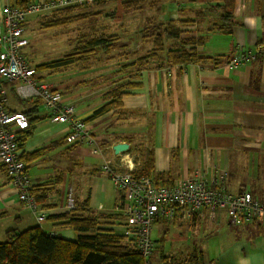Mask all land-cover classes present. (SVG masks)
<instances>
[{
  "label": "crops",
  "instance_id": "crops-1",
  "mask_svg": "<svg viewBox=\"0 0 264 264\" xmlns=\"http://www.w3.org/2000/svg\"><path fill=\"white\" fill-rule=\"evenodd\" d=\"M28 1L43 0H0V20L6 4ZM173 3L169 16L182 30L180 38L200 39L196 46L199 54L226 57L258 44L264 46V0H235L228 20L221 16L219 0ZM167 15L162 12L160 17ZM142 56L132 51V58L123 66L108 63L92 70L86 66L52 83L61 92L62 100L73 103L76 114L87 120V129L96 141L87 144L99 152L91 153L79 142H67L68 125L52 123L46 113L39 115L20 146L22 155L44 149L25 163L32 185L39 187L43 197L46 207L41 209L46 217L65 213L70 203L72 207L75 203L81 213L103 217L98 226L105 228L101 221L112 214L120 194L100 165L106 158L114 161V156L124 154L113 153L112 145L118 142L129 143L126 158L135 167L140 163V159L138 163L134 159L139 150H151L155 171L172 181L194 172L210 177L216 166L229 192L249 191L264 201V55L258 54L237 67L215 65L212 60L170 65L165 53L140 60ZM124 84L132 87L124 89L127 93L122 97L121 116L110 110L92 117L110 100L104 94ZM70 153L73 158L62 161ZM73 161L78 165L76 174L87 184L75 199L63 183L73 171ZM76 185L77 182L75 188ZM173 221L192 229L193 250L202 253L206 264H264V222L231 225L225 210L217 209L210 219L206 208L190 221L180 216ZM116 224L106 226H118L121 233L122 223L119 220ZM36 225L65 239H74L78 234L48 218L40 223L37 215L21 205L16 189L0 166V241L11 229Z\"/></svg>",
  "mask_w": 264,
  "mask_h": 264
},
{
  "label": "built area",
  "instance_id": "built-area-1",
  "mask_svg": "<svg viewBox=\"0 0 264 264\" xmlns=\"http://www.w3.org/2000/svg\"><path fill=\"white\" fill-rule=\"evenodd\" d=\"M83 1L89 0L28 1L24 6L8 3L3 8L0 20V166L16 189L21 205L37 215L40 223L46 220V215L30 193L32 182L26 163L21 158L17 136L18 131L28 128V117L21 111H10L6 105V95L11 89L21 100L39 98L52 123L69 126L67 142L95 144L86 121L76 114L74 104L64 102L55 86L37 77L35 67L28 62L23 52L28 44L25 23L30 14ZM258 54L264 55V46L260 44L254 49L237 51L226 64L237 67ZM94 152H99V149L96 147ZM127 156L128 153L116 155L114 161L106 158L100 170L120 194L111 210L122 223L120 234L131 240L135 249L145 258V264H151L155 246L151 229L160 220H173L180 216L189 221L200 209L206 208L210 219L214 218L217 209L225 210L231 225L253 220L264 222V201L254 198L249 191L229 192L224 184V175L216 166L212 167L210 177L194 172L171 185L161 186L151 177L135 174V165L129 162ZM49 234L55 235L54 232Z\"/></svg>",
  "mask_w": 264,
  "mask_h": 264
},
{
  "label": "trees",
  "instance_id": "trees-1",
  "mask_svg": "<svg viewBox=\"0 0 264 264\" xmlns=\"http://www.w3.org/2000/svg\"><path fill=\"white\" fill-rule=\"evenodd\" d=\"M120 1L123 7L131 6V1ZM219 1H221V4L218 5L222 13L221 16L226 20L230 19L235 7V0ZM25 4L22 3L17 6H24ZM113 15L114 13L107 14L109 17H113ZM162 24L164 25L162 32L154 38V43L158 49L155 47L151 54L140 57V60L156 56L161 50H165V60L170 65L205 60H212L215 65L219 63L226 64L231 58V56L214 57L199 54L196 46L201 42L200 39L180 38L182 30L175 25V20L171 18H166ZM113 40L114 36L92 38L80 50L72 51L39 65H31L35 67L38 74L37 77L40 80H44V76L40 72L52 73L61 71L67 66L79 62H87L90 56L96 53L101 52L108 55L114 46ZM133 85L135 86V84ZM126 87H132V84L120 85L105 93L104 96L110 100L97 108L93 112L92 117L101 116L110 110H114L115 115L121 116L120 108L122 107V97L127 93V91H124ZM22 101H32L33 104L28 109L20 110L28 117L29 121L28 128L17 133L20 145L31 134L32 125L39 120L37 111L41 103L39 98ZM8 109L12 112L17 111L10 107ZM43 151L44 149H40L28 155H21V158L28 162L41 155ZM139 152V156L134 158L135 163H138L137 160L140 159V163L135 167V174L151 177L157 185L161 186H168L174 182L168 179L169 177L164 173L155 171L154 156L151 150L145 152L139 150ZM38 188V186L32 185L30 193L34 195L40 207H46ZM73 206L75 208L71 207L69 211L59 215L48 216L46 220L48 218L60 227L72 228L78 233L74 240L65 239L57 233L52 236L49 234L51 231L44 230L39 225L23 230L11 229L7 232L6 239L0 241V264H145V258L135 249L130 239L120 233H115L112 228H101L98 226L100 219L103 217L83 214L81 213L82 209L76 208L75 203H73ZM112 215L114 214L105 215V219L111 218ZM116 217L118 218V216ZM254 221L260 220H253L252 222ZM160 256L164 258L163 254ZM185 260L182 264H206L202 253L197 250H193Z\"/></svg>",
  "mask_w": 264,
  "mask_h": 264
},
{
  "label": "rangeland",
  "instance_id": "rangeland-1",
  "mask_svg": "<svg viewBox=\"0 0 264 264\" xmlns=\"http://www.w3.org/2000/svg\"><path fill=\"white\" fill-rule=\"evenodd\" d=\"M127 1H131L130 7H123L120 0H89L55 8L51 11L30 14L25 23V36L28 39V44L23 49L27 60L30 64L39 65L72 51L80 50L92 38L114 36V46L108 55L100 52L91 55L87 62H79L70 66L69 69L53 73L40 72L43 74L44 80L52 85L56 80L66 77L71 70L81 71L86 66L92 70L108 63L113 65L112 67L123 66L132 58V51L143 56L151 54L155 47L158 49L154 38L162 32L164 26L162 23L166 19V17L160 16L162 12H165L166 15L168 14L167 18H170L169 12H172L170 6L178 0ZM111 13H114L113 17L107 16ZM171 19L175 20L174 17ZM129 46L131 49L128 48ZM164 53L165 50H161L158 52V56L162 57ZM6 97L7 106L20 110L28 109L33 104L32 101H22L17 98L11 89L7 92ZM45 113V108L39 104L37 114ZM79 143L84 149L88 148L91 153L94 151V146L88 145L86 142ZM74 148H78L77 145ZM71 158H73V154L70 153L66 158L63 156L62 161L63 159L69 161ZM73 163V171L68 173L63 183L65 186L67 185L66 191L75 199L85 191L87 184L83 177L76 174L78 165L73 161L70 162V166L72 167ZM57 175L56 173L55 176ZM173 220L164 219L153 224L151 237L156 248L150 258L151 264H182L192 253V238L194 237L192 229L185 223L176 224ZM118 221L119 218L112 215L111 218L102 220L101 225L102 222H105L104 227L107 228V224L117 225ZM117 227H115L116 230L112 229L115 233H119ZM197 237L195 238L197 239ZM161 254L164 258L160 256Z\"/></svg>",
  "mask_w": 264,
  "mask_h": 264
},
{
  "label": "water",
  "instance_id": "water-1",
  "mask_svg": "<svg viewBox=\"0 0 264 264\" xmlns=\"http://www.w3.org/2000/svg\"><path fill=\"white\" fill-rule=\"evenodd\" d=\"M129 143L118 142L112 145V151L114 154L127 153L129 152Z\"/></svg>",
  "mask_w": 264,
  "mask_h": 264
}]
</instances>
